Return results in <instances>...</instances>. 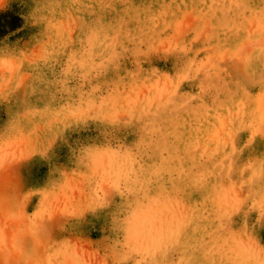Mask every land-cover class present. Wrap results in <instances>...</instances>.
Instances as JSON below:
<instances>
[{"label": "rangeland", "instance_id": "1", "mask_svg": "<svg viewBox=\"0 0 264 264\" xmlns=\"http://www.w3.org/2000/svg\"><path fill=\"white\" fill-rule=\"evenodd\" d=\"M0 264H264V0H0Z\"/></svg>", "mask_w": 264, "mask_h": 264}]
</instances>
